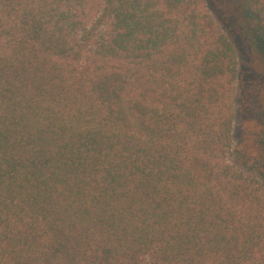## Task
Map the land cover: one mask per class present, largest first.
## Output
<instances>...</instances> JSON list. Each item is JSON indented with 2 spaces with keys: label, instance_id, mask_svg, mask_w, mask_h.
<instances>
[{
  "label": "trees",
  "instance_id": "trees-1",
  "mask_svg": "<svg viewBox=\"0 0 264 264\" xmlns=\"http://www.w3.org/2000/svg\"><path fill=\"white\" fill-rule=\"evenodd\" d=\"M232 1L264 60V0ZM219 2L0 0V264H264Z\"/></svg>",
  "mask_w": 264,
  "mask_h": 264
},
{
  "label": "rangeland",
  "instance_id": "rangeland-1",
  "mask_svg": "<svg viewBox=\"0 0 264 264\" xmlns=\"http://www.w3.org/2000/svg\"><path fill=\"white\" fill-rule=\"evenodd\" d=\"M212 12L228 26L230 37L238 51L241 91L238 94L234 134L242 148L255 153L263 118L264 60L253 49L249 35H245L246 24L240 7L232 0H220Z\"/></svg>",
  "mask_w": 264,
  "mask_h": 264
}]
</instances>
